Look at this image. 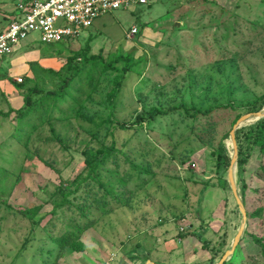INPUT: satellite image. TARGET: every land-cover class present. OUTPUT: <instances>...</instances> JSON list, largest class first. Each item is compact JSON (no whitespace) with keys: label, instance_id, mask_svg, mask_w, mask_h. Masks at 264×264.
<instances>
[{"label":"rangeland","instance_id":"rangeland-1","mask_svg":"<svg viewBox=\"0 0 264 264\" xmlns=\"http://www.w3.org/2000/svg\"><path fill=\"white\" fill-rule=\"evenodd\" d=\"M19 3L0 0V21L9 22L8 13L16 14ZM132 27L138 30L134 35ZM33 38L37 36L25 43L42 51L43 58L56 56V72L81 50L116 63L115 68L100 66L94 73L86 67L79 84L81 103L73 109L68 108L71 102L60 106L67 118L55 111L50 124L39 126L37 121L25 145L24 123L14 115L0 118V264H105L115 254L119 263L136 246L158 260L166 256L171 262L194 264L201 260H172L163 242L158 245L170 232L182 239L192 227L215 228L222 233L220 244L231 242L242 218L230 187L224 186L227 172L213 153L220 143L233 151L226 135L234 118L247 113L264 94V0H154L102 16L71 43L42 44ZM127 56L130 70L113 102L114 80L125 66V58L117 59ZM33 69L39 88L54 90L61 84L60 76ZM90 73L96 88L88 94ZM180 102L190 109L227 104L233 108L219 109L199 122L183 112L167 114L158 117L152 129H117L111 136L115 123L110 118L129 125L138 114L152 108L166 111ZM113 138L122 150L117 169L127 181L119 188L114 180L115 189L127 204L109 197L110 212L104 213L101 202L83 218L74 205L83 204L88 188H93L89 203L102 191L97 184H82L78 194L69 197L73 206L65 204L53 212L65 192L60 187L86 174L84 149L109 146ZM125 155L148 172L134 169ZM249 164L244 172L247 210L256 217L248 219L247 230L264 236V154L253 152ZM87 222L91 224L81 231L73 227ZM69 228L77 232L82 248L59 253L53 241ZM162 228L170 231L165 234ZM254 245L244 235L229 264H264V254Z\"/></svg>","mask_w":264,"mask_h":264},{"label":"trees","instance_id":"trees-1","mask_svg":"<svg viewBox=\"0 0 264 264\" xmlns=\"http://www.w3.org/2000/svg\"><path fill=\"white\" fill-rule=\"evenodd\" d=\"M67 43H71V41H68ZM77 57H81V59L78 60H83L82 65L81 63H78ZM122 58H125L123 59V61L125 62V66L124 68H122L123 70L122 76L116 77V79L114 80L115 86L111 92L112 94L111 101L113 102H114V97L117 95V92L120 89L122 78H124L125 74L130 70L129 68H130L131 58L127 56V57H120L117 60H121ZM115 63H116L115 61L106 63L100 57H96V58L93 56L88 57V53L86 51L81 50L80 53L77 52L70 55L67 58V63L65 67L62 66L59 72L53 71L51 69H43L39 67L40 71L43 73H48V74L50 73L55 76L61 77V84L58 86L57 89L43 90L39 88L35 80L37 78L35 79L27 78L26 81L24 80L25 82L22 79V82L18 83L17 86H18V90L23 94V105L19 109L11 110L10 112L14 113V117H13L14 119L24 123L22 125L23 128L22 132H24L25 134L24 137L26 138L24 145L28 141V138L30 139L31 134L34 131L33 128L36 125L37 121L39 122V126L43 125L44 123L50 124V120L54 118L52 116L55 111H58L62 115L60 116V118H65V117L67 118L68 117L67 111L62 109L60 106L64 103L71 102L72 105H69L68 108L72 107L71 109H73V107L75 108L76 105H79L81 103L79 99L82 94L83 88L81 89V85L79 84L82 83L84 80L82 74L85 71L86 67L90 66L92 69L91 73L92 72L94 73L95 70L100 69V66L102 67V70H109L115 68ZM65 72L66 75L62 77L60 73H65ZM91 73L88 76V79L90 80L87 85L88 94L92 93L96 88V81L93 79ZM27 82L31 84L30 87L26 86ZM74 86H79V87L77 89H73ZM227 107L233 108L231 104H227V105L209 106L205 109H197L194 107L190 109L185 102H180L178 104L169 106V108L166 111L152 108L147 113L138 114L137 117L135 118V121L129 125L127 123H121L110 118L109 121L111 123H115L113 128L114 131H112L111 136L113 137L114 132L117 129H121L125 131H128L130 129L136 130L138 126L143 127L144 125H146L147 129H152L154 127V124L156 123L157 118L163 115L183 112L187 116H190L193 120L199 122L201 118H207L211 116L213 112ZM263 108H264V94L258 98L255 104L250 106L247 113L257 112L262 110ZM190 110L192 111V113L190 112ZM241 116L242 113H238L234 118L232 124L234 125V123ZM229 136L230 134L228 133L226 137ZM57 139L59 140L58 137ZM236 140L238 145V161H237L238 177L236 178V180L243 199V203L246 208L247 218L251 220L256 217V214L255 213L250 214V212H248L247 210L248 206L246 202V196H247L248 185L245 183L244 180V172L247 171V166L250 165L249 160L253 152L264 154V117L256 120L252 124L249 125L247 124L240 127L236 131ZM221 144L222 143H220L219 147L214 151L213 154L217 156L218 165L221 164L219 168H223L227 172V169L230 164L231 155L229 152H227L225 147H221ZM118 150L119 149L117 148V143L114 138L112 139V143L109 146L99 147L97 149H91V148L84 149L83 156L85 157L86 174L85 176L79 175V177H77L72 182L66 181L68 185L60 187V191L65 190V192L63 193L62 201L55 205L53 212L56 213V210L58 208H61L65 204L73 206L71 205V201L69 200V197L71 195H77L82 184H85V187H88L90 184H97L99 186L98 189L102 191V195L98 199H96L97 197H95L96 196L95 194L98 193L96 192L94 194V198L92 199V202L89 203V199L92 194L91 191L93 188H88L87 191L85 192L86 197L83 199L84 200L83 204L74 205V207L78 210V212H80L83 218H88L91 212V207L96 204H100L101 202L103 203L102 210L104 211V213L110 212L112 209H107L109 197H111L112 199H114L115 201H117L122 205H126L127 202L123 199V193L118 192L115 189L116 184L114 183L115 180L117 184H119V188L120 187L124 188L127 182L124 177L119 175V169H117L119 166L117 159L118 153L122 151V150L120 151ZM125 159L131 163L134 169L139 170L140 172L143 173L148 172V170L145 167L135 164L133 161H131L128 155H125ZM109 162H113L116 165L115 169L107 167V164ZM262 171L264 172V168L262 169ZM239 183L241 184V186L239 185ZM72 184L76 185L75 187H73V189H71ZM224 186H227V188H229L228 178H226V182H224ZM99 209L101 210L100 205H99ZM90 224L91 222H87L85 224H82L81 226L79 223L73 227L77 228V231H81L82 228L89 226ZM244 235L250 236L252 238L254 244L260 248V253L263 255L264 236L253 235L248 233L247 227ZM76 239H77V232L75 231V229L69 228L60 237L54 239L53 242L55 246H57L59 253L60 251L69 248L76 251L82 248ZM227 246L228 243L227 245L226 243L220 244V242L217 240V242L213 247H208V249L213 253L211 259L212 263L217 258L222 257L223 251L227 248ZM263 259H264V255H263ZM230 260L225 264L227 263L229 264V262H233ZM254 264L257 263L255 262Z\"/></svg>","mask_w":264,"mask_h":264},{"label":"built area","instance_id":"built-area-1","mask_svg":"<svg viewBox=\"0 0 264 264\" xmlns=\"http://www.w3.org/2000/svg\"><path fill=\"white\" fill-rule=\"evenodd\" d=\"M154 0H21L16 14L0 31V61L30 37L42 44L67 43L88 31L97 19L133 4L146 6ZM138 32L132 27L130 35ZM16 82L21 83L18 77ZM181 232L185 229L181 228ZM115 255L105 264H113Z\"/></svg>","mask_w":264,"mask_h":264},{"label":"crops","instance_id":"crops-1","mask_svg":"<svg viewBox=\"0 0 264 264\" xmlns=\"http://www.w3.org/2000/svg\"><path fill=\"white\" fill-rule=\"evenodd\" d=\"M20 1L21 0H18V3ZM14 14V12L10 14L8 13V16L10 15L11 17ZM5 20L6 19H2V21H0V31L4 30L8 24V21L4 22ZM23 48L26 49L23 50ZM11 55L10 58L0 61V118H11L14 113H11L10 111L17 110L23 105V96H21L17 86L18 82H16L18 77H21L22 79L25 77L33 79V71H35L33 69L34 67L51 70H58L60 67L56 56L43 58V56H46L42 53V51L40 52L36 50L33 45H28L25 42L17 47ZM191 230L192 232H187L186 235L182 236V239H178V237L177 239L174 238L175 234L170 232L168 237H162L163 240L159 241L158 245L163 242V249L166 252L165 254L172 257V260L176 258H185L190 262L198 261L197 259L201 260V262H199V260V263L194 264L218 263L220 258H217L212 263L211 259L213 253L208 249V247H213L218 238L222 236V233L218 234L215 228H212V230L210 228L201 230L200 228L195 229L192 227ZM169 231V229H164L165 234ZM179 234H183V232ZM179 243H181V245ZM230 244L231 242L229 241L227 248H229ZM141 250L140 246H136L131 249L129 253L126 254L125 259L120 260L119 263L117 261V254H115V261L113 264H148L149 260L155 264H179L176 261H169L166 256L158 260L154 257L155 255L153 256V254L149 256V250ZM127 261L130 262L127 263Z\"/></svg>","mask_w":264,"mask_h":264},{"label":"water","instance_id":"water-1","mask_svg":"<svg viewBox=\"0 0 264 264\" xmlns=\"http://www.w3.org/2000/svg\"><path fill=\"white\" fill-rule=\"evenodd\" d=\"M264 117V108L260 111L257 112H249L244 115H242L233 125L231 131H230V139H231V145H232V153H231V159H230V164L228 167L227 171V178H228V183L229 187L231 189L232 195L235 199L236 205L238 207V210L241 214V223L237 229V232L235 233V236L233 237L231 244L229 248L224 252L222 257L220 258L219 262L216 264H225L228 262L232 255L234 254L236 248L240 244L241 240L243 239L246 227H247V212L245 205L243 203V199L240 193V190L237 185V180H236V172H237V161H238V145H237V140H236V131L242 127L244 124L251 120H258L260 118ZM148 264H155L151 262L150 260L148 261Z\"/></svg>","mask_w":264,"mask_h":264},{"label":"bare ground","instance_id":"bare-ground-1","mask_svg":"<svg viewBox=\"0 0 264 264\" xmlns=\"http://www.w3.org/2000/svg\"><path fill=\"white\" fill-rule=\"evenodd\" d=\"M254 121H256V120H252V122H254ZM227 150V149H226ZM230 154L232 153V152H230V151H228Z\"/></svg>","mask_w":264,"mask_h":264}]
</instances>
